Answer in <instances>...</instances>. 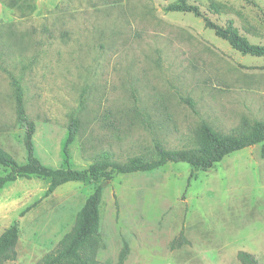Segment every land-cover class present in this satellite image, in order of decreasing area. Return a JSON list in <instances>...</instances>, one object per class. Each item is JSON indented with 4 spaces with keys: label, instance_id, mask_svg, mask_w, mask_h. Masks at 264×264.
Wrapping results in <instances>:
<instances>
[{
    "label": "rangeland",
    "instance_id": "obj_1",
    "mask_svg": "<svg viewBox=\"0 0 264 264\" xmlns=\"http://www.w3.org/2000/svg\"><path fill=\"white\" fill-rule=\"evenodd\" d=\"M179 0H0V148L26 161L13 78L36 124L34 148L51 167L86 168L198 146L203 122L237 135L264 120V57L244 55L205 18L264 45V0H187L203 16L167 11ZM80 129L67 145L70 120ZM262 144L207 170L170 162L111 180L21 177L0 189V234L18 220L15 260L38 264L102 187L96 259L117 264H264ZM7 170L0 167V174ZM190 177V184L188 185ZM30 207L24 215L20 213ZM186 243H170L180 232Z\"/></svg>",
    "mask_w": 264,
    "mask_h": 264
},
{
    "label": "trees",
    "instance_id": "obj_2",
    "mask_svg": "<svg viewBox=\"0 0 264 264\" xmlns=\"http://www.w3.org/2000/svg\"><path fill=\"white\" fill-rule=\"evenodd\" d=\"M167 11L191 12L197 16H203L198 6L192 5L187 0H179L166 5ZM207 27L214 30L215 34L228 42L236 51L255 57H264V45L249 42L231 26L218 25L209 18H205ZM16 106V119L23 128V144L26 150V161L18 162L10 153L0 148V167L7 170L0 174V189L6 184L21 177H42L49 181L44 193L47 197L58 187L69 182H84L86 180H111L117 174H129L135 172H148L160 169L161 166L174 162L188 163L192 168L207 170L220 162L225 156L243 148L262 144L261 154L264 157V120L257 121L248 131L237 135L220 133L210 127L206 122L201 126L198 146L188 150H171L164 148L160 142H155V155L151 158L131 157L120 162L104 156L86 168L75 169L72 167H51L45 165L35 154L34 134L36 124L27 114L24 100V92L21 83L16 78L12 79ZM68 138L65 147V155L69 156V145L80 129V120L73 117L68 126ZM190 184V177L188 185ZM102 187L97 186L86 198L84 204L76 214L72 229L64 234L55 250L47 253L38 264H100L96 259L98 247V229L100 223V205L102 201ZM30 207L23 210L24 215ZM19 239L18 220L11 224L0 234V264L15 260L16 245ZM186 243L183 231L171 243L170 248L182 246ZM128 248L123 247L118 256L117 264H124L127 258ZM238 257L242 264H260L257 259L246 251H239Z\"/></svg>",
    "mask_w": 264,
    "mask_h": 264
}]
</instances>
